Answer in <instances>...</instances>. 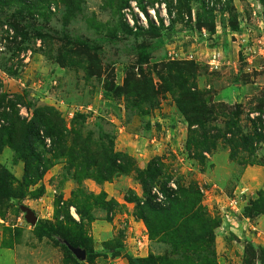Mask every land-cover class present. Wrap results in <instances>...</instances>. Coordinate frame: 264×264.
<instances>
[{
  "label": "rangeland",
  "instance_id": "374dc122",
  "mask_svg": "<svg viewBox=\"0 0 264 264\" xmlns=\"http://www.w3.org/2000/svg\"><path fill=\"white\" fill-rule=\"evenodd\" d=\"M0 264H264V0H0Z\"/></svg>",
  "mask_w": 264,
  "mask_h": 264
},
{
  "label": "trees",
  "instance_id": "16d2710c",
  "mask_svg": "<svg viewBox=\"0 0 264 264\" xmlns=\"http://www.w3.org/2000/svg\"><path fill=\"white\" fill-rule=\"evenodd\" d=\"M37 230L43 235L46 236L48 238H54L55 237V233L54 231L46 224L39 222L37 224ZM99 256V253H95V252H90L88 254L89 259H92L93 257H97Z\"/></svg>",
  "mask_w": 264,
  "mask_h": 264
},
{
  "label": "water",
  "instance_id": "95a60500",
  "mask_svg": "<svg viewBox=\"0 0 264 264\" xmlns=\"http://www.w3.org/2000/svg\"><path fill=\"white\" fill-rule=\"evenodd\" d=\"M84 257H85V255H84Z\"/></svg>",
  "mask_w": 264,
  "mask_h": 264
}]
</instances>
